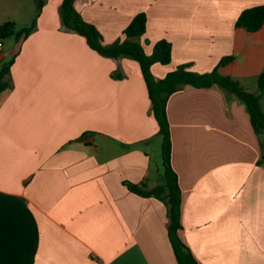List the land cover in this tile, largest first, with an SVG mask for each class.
Instances as JSON below:
<instances>
[{
  "label": "crops",
  "instance_id": "0c3cea01",
  "mask_svg": "<svg viewBox=\"0 0 264 264\" xmlns=\"http://www.w3.org/2000/svg\"><path fill=\"white\" fill-rule=\"evenodd\" d=\"M36 30L0 41V69L15 59L0 95V264H179L167 207L129 190L164 182L159 126L138 62L112 60L61 29L63 0H44ZM264 0H76L110 45L139 14L133 41L147 54L172 44L164 78L183 64L258 93L264 25L237 28ZM37 0H0V26L37 17ZM123 79L113 75L119 70ZM264 110V99L262 100ZM172 164L181 187L179 237L199 264H264V159L247 105L215 84L184 85L167 104Z\"/></svg>",
  "mask_w": 264,
  "mask_h": 264
},
{
  "label": "trees",
  "instance_id": "16d2710c",
  "mask_svg": "<svg viewBox=\"0 0 264 264\" xmlns=\"http://www.w3.org/2000/svg\"><path fill=\"white\" fill-rule=\"evenodd\" d=\"M76 0H63L60 8L61 29L64 32L75 33L84 37L88 46L104 58L120 60L128 58L139 63L143 78L146 82L151 112L159 126V135L162 137L161 161L164 168V182L152 191H145L143 186L125 182L130 191L145 197H155L167 207L169 224V238L179 264H199L190 248L179 237L181 223V187L178 175L172 164V137L170 122L167 113V104L172 94L179 91L184 85H193L197 88H209L215 84L227 89L242 100L249 109L251 124L261 140L264 135V72L258 78V93L247 90L238 80L218 73V68L233 61V57H224L217 68L210 73L200 74L190 70L189 64L180 65L175 71L169 72L164 78L157 80L152 74L155 64L167 65L172 59V44L160 40L154 45L153 52L147 54L143 46L135 41L147 31V15L139 13L124 30V40H117L113 44L105 45L101 32L92 24L86 22L75 7ZM37 17L30 27L17 32L13 22L0 26V40L15 36L17 39L28 38L37 27V19L45 5L44 0H37ZM264 25V5L244 10L238 17L235 26L248 32H258ZM15 63L12 59L0 69V95L9 88V75ZM116 79H123L122 72L117 70L113 75ZM264 159V141L261 140Z\"/></svg>",
  "mask_w": 264,
  "mask_h": 264
},
{
  "label": "rangeland",
  "instance_id": "374dc122",
  "mask_svg": "<svg viewBox=\"0 0 264 264\" xmlns=\"http://www.w3.org/2000/svg\"><path fill=\"white\" fill-rule=\"evenodd\" d=\"M17 30V29H16ZM11 38V37H10ZM8 39H3L2 41L6 42ZM1 41V40H0ZM184 65V64H183ZM179 67V66H178ZM175 71V70H174ZM156 156L159 157V159L161 160V147L160 149H158V151L155 152ZM162 162V161H161Z\"/></svg>",
  "mask_w": 264,
  "mask_h": 264
},
{
  "label": "built area",
  "instance_id": "2783aa9c",
  "mask_svg": "<svg viewBox=\"0 0 264 264\" xmlns=\"http://www.w3.org/2000/svg\"><path fill=\"white\" fill-rule=\"evenodd\" d=\"M0 48H1V44H0Z\"/></svg>",
  "mask_w": 264,
  "mask_h": 264
}]
</instances>
